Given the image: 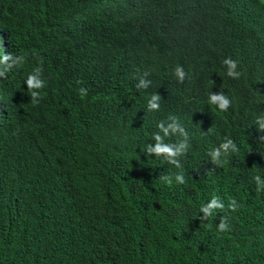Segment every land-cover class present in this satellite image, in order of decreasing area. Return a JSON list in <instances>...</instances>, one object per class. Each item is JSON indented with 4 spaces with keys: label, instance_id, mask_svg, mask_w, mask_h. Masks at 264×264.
Returning a JSON list of instances; mask_svg holds the SVG:
<instances>
[{
    "label": "trees",
    "instance_id": "1",
    "mask_svg": "<svg viewBox=\"0 0 264 264\" xmlns=\"http://www.w3.org/2000/svg\"><path fill=\"white\" fill-rule=\"evenodd\" d=\"M5 53L25 60L0 77V264H264V0H0ZM156 134L188 144L179 167Z\"/></svg>",
    "mask_w": 264,
    "mask_h": 264
},
{
    "label": "clouds",
    "instance_id": "2",
    "mask_svg": "<svg viewBox=\"0 0 264 264\" xmlns=\"http://www.w3.org/2000/svg\"><path fill=\"white\" fill-rule=\"evenodd\" d=\"M25 60V57L23 55L21 56H13L8 53H5L2 57H0V77H5V71H10L14 65H21ZM223 63L227 66V74L230 77L233 78H239L241 73L237 71V62L234 61L232 58H226ZM42 69L37 67L33 73L29 74L26 83L28 86V89L30 91V95L32 97V103L36 104L39 103L40 98V92L38 91L44 86V81L40 78ZM147 75V73L145 74ZM175 75L178 77L180 82H183V80L186 77V73L184 69L181 66H177L175 69ZM148 82L145 79H141L139 84H137V88H147ZM81 96L87 95V90L84 88L80 89ZM161 97L158 94H153L151 99L148 101V108L149 110H157L159 108V100ZM210 102L213 104H217L221 110L226 111L231 101L228 97H226L223 93H213L210 96ZM174 122L172 124H169L167 128L163 126L161 123L159 127L163 130V132L167 135L169 132V129H171L173 132H176L177 130L180 132L181 135H186L185 130L183 127H181L179 124L175 123L176 119L171 118ZM257 122L259 123V130L261 132H264V117H258ZM157 141L155 147L148 146L149 153H155L157 156H160L161 154H165L169 161L173 164H176L178 167L180 166L179 160L177 157L184 154L188 148V144L185 142H180L177 144L172 143H164L162 140V137L159 134H156L154 137ZM264 139V137H261ZM229 150L236 151V145L231 140L228 139L226 142L222 143L219 148L215 149L212 153V160L214 162H219V158L223 152H228ZM167 179V177H165ZM256 184H257V191H260L261 189H264V180L261 179L260 176H256L255 178ZM176 180L179 183L184 182V178L182 175H177ZM169 183H171V180H169ZM223 203L219 200L217 197H213L209 203L206 205H203L201 207V211L204 213V216L201 217V219H207L209 218L213 212L216 209L223 208ZM230 207L235 210L236 208V202L232 201L230 204ZM219 230L225 231L228 229V224L226 223L225 219H222L221 222L218 225Z\"/></svg>",
    "mask_w": 264,
    "mask_h": 264
}]
</instances>
